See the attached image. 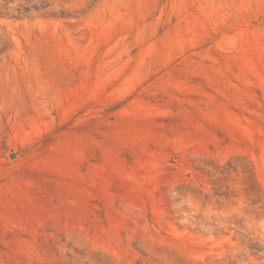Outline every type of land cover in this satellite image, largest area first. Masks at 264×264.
Returning <instances> with one entry per match:
<instances>
[{"label":"rangeland","instance_id":"374dc122","mask_svg":"<svg viewBox=\"0 0 264 264\" xmlns=\"http://www.w3.org/2000/svg\"><path fill=\"white\" fill-rule=\"evenodd\" d=\"M0 264H264V0H0Z\"/></svg>","mask_w":264,"mask_h":264}]
</instances>
